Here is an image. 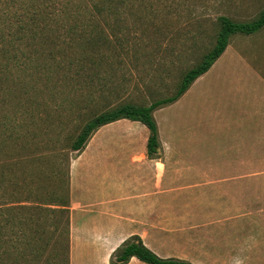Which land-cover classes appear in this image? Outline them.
Listing matches in <instances>:
<instances>
[{
    "label": "rangeland",
    "instance_id": "1",
    "mask_svg": "<svg viewBox=\"0 0 264 264\" xmlns=\"http://www.w3.org/2000/svg\"><path fill=\"white\" fill-rule=\"evenodd\" d=\"M123 1L125 8L120 15L106 18L99 12L93 14L95 23L106 24V20L111 23V28L103 25L113 40L109 46L98 39L100 31L94 33L91 46L50 45L64 50L63 57L59 58L62 60L60 71L71 67L77 70L78 75L71 82L54 72L43 76L42 81L34 73L36 67L29 69L33 74L29 80L37 84L36 98L40 104L28 107L17 125L16 99L29 95L16 86L20 70L13 47L16 0H0V211L11 206L13 213L28 216L39 207L54 210L41 211V219L34 224V228L46 230L48 241L43 245L41 256L30 257L28 264H61L63 258L65 264H110V256L100 255L103 250L100 242L72 239L75 206L71 203L69 177L72 160L79 154L71 150L72 140L93 114L122 103L148 105L173 96L184 73L196 66L214 45L220 29L218 16L252 21L264 10V0ZM116 35L121 41L115 39ZM23 52L25 55L36 52V60L51 68L59 61L45 56L52 54L50 47L36 45ZM23 78L19 75L20 80ZM52 83L55 88L51 92ZM153 116L162 133L177 123L180 131L198 133L196 142L213 150L210 156L195 162L201 168L199 172L216 163L212 158L217 157V149L236 138L240 130L245 138H257L264 130V26L253 34L231 36L225 51L211 68L175 102L157 108ZM131 123L121 119L109 124L92 141L94 131L86 145L98 151L100 140L120 137ZM241 163V172H217L216 177H209L196 170L193 180L195 184L201 180L208 184V181H223L231 174L240 173L241 200H259L260 196L264 197V161L254 162L256 166H251L250 161ZM176 174L180 176L183 172ZM165 203L156 207L155 246L159 256L197 264H258L256 245L262 238L257 232L244 233L240 246V236L234 238L238 245L235 249L247 247L253 255L247 252L238 258H229L228 250L224 249L228 242L223 241L226 233L199 231L193 220L186 223L183 205L176 203L167 207ZM84 212L87 216L76 218L75 236L87 232L88 224L95 222L90 209ZM81 219L86 225L80 230ZM217 239L223 249L219 256L211 257L207 249ZM95 249H99V255H95L98 254ZM130 264L141 263L131 261Z\"/></svg>",
    "mask_w": 264,
    "mask_h": 264
},
{
    "label": "crops",
    "instance_id": "2",
    "mask_svg": "<svg viewBox=\"0 0 264 264\" xmlns=\"http://www.w3.org/2000/svg\"><path fill=\"white\" fill-rule=\"evenodd\" d=\"M117 121L98 128L92 141L97 140L95 135L103 127ZM131 122L120 137L100 140L98 151L86 145L73 158L69 177L71 203L75 206L72 213V239L77 237L100 242L103 249L100 255L108 257L121 241L136 235L156 253V207H162L164 202L167 207L179 203L185 210L186 223L190 219L194 225L197 224L199 231L227 234L223 241L228 242L224 249L228 250L226 256L229 258H238L247 252L253 255L254 252L247 247L235 249L238 245L234 238L240 236V246L244 233L257 232L262 241H258L255 254L258 264H264V197L242 201L239 197L240 173L231 174L223 181L214 179L206 184L201 180L195 184L194 172L201 171L195 162L210 156L213 151L196 142L198 133L180 131L177 123H172L170 129L162 133L157 125L160 146L150 156L146 146L148 129L138 121ZM212 161L216 163L199 173L216 177L217 172H241L242 161L252 162L251 166H256L254 162H263L264 130L255 139L245 138L240 130L236 138L217 149V157L212 158ZM181 172L183 174L177 176L176 173ZM225 193L228 195L225 196ZM260 205V208L255 209ZM85 209L92 211L95 222L87 223L90 229L75 236V221L87 216ZM102 220L105 222L102 223ZM80 222L81 230L86 222L82 219ZM219 241L217 239L209 244L207 250L211 257L219 256L223 249ZM95 250L98 253L95 255H99V249ZM131 261L145 264L135 257L127 264Z\"/></svg>",
    "mask_w": 264,
    "mask_h": 264
},
{
    "label": "trees",
    "instance_id": "3",
    "mask_svg": "<svg viewBox=\"0 0 264 264\" xmlns=\"http://www.w3.org/2000/svg\"><path fill=\"white\" fill-rule=\"evenodd\" d=\"M123 0H16L13 10V18L15 21L16 31L14 33V58L16 59L17 68L19 70L16 86L22 88L24 92H28L27 98H17L16 117L17 125H19L22 115L28 111V107H32L37 102L39 93L37 84L32 80L33 74L29 69L35 68V75L42 77L48 76L52 72L61 74L63 80L71 82L76 75L77 70L71 67L62 68L64 52L61 47L58 51H54L50 45L62 46L63 43L72 46H91L94 39V33L100 31L98 39L108 46L113 41L111 35L105 30L106 27L111 28V23L106 20V24H99L93 21V14L99 12L104 16L120 15L125 8ZM124 7V8H123ZM220 29L217 33L214 45L202 57L201 61L194 67L187 70L180 82L176 93L167 98L155 100L148 105H136L133 103H122L113 106L100 113L91 115L81 127L77 136L72 140L70 148L72 151L80 152L84 149L91 134L101 126L120 120L128 119L138 121L146 126L149 131L147 138L148 155L157 152L160 146L158 127L154 119L153 112L160 107L169 105L179 99L182 94L190 87V85L202 74L207 72L213 63L222 55L230 37L240 34H253L264 26V10L260 12L258 17L252 21H235L225 15L217 17ZM116 40L121 41L117 35ZM47 48L50 47L52 54L45 55L52 57L56 61L54 68L44 66L38 62L37 53L33 55H25L24 50L27 47L36 46ZM43 45V46H41ZM73 48V47H72ZM57 53V56L54 55ZM43 56V57H45ZM92 62L90 55L87 56ZM18 59V62H17ZM60 71V72H59ZM19 75H23V79H19ZM51 82V79H50ZM66 85V84H64ZM55 88V83L51 84L50 91ZM27 100V101H24ZM14 208L6 206L0 211L2 220L0 221V264H28L32 258L41 256L43 245L46 241V230L43 228H34V224L41 219V211H54L47 207H39L34 209L28 216H22L13 213ZM37 216L35 217V215ZM46 215V213H43ZM16 231L19 232L16 235ZM33 232V234H30ZM56 245L57 241L55 240ZM135 257L145 264H197L185 259L175 257H161L136 235H132L117 246L110 255V264H127L129 260ZM61 264H65V258Z\"/></svg>",
    "mask_w": 264,
    "mask_h": 264
}]
</instances>
